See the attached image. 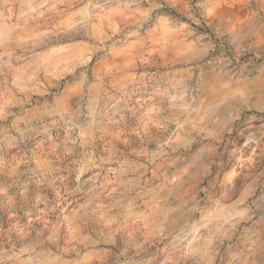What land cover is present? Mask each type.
<instances>
[{
	"label": "clouds",
	"instance_id": "obj_1",
	"mask_svg": "<svg viewBox=\"0 0 264 264\" xmlns=\"http://www.w3.org/2000/svg\"><path fill=\"white\" fill-rule=\"evenodd\" d=\"M0 264H264V0H0Z\"/></svg>",
	"mask_w": 264,
	"mask_h": 264
}]
</instances>
